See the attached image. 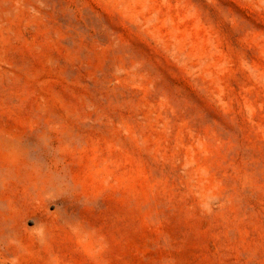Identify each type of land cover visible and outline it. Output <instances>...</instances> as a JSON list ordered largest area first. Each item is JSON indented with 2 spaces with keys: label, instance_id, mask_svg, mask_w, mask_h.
<instances>
[{
  "label": "rangeland",
  "instance_id": "obj_1",
  "mask_svg": "<svg viewBox=\"0 0 264 264\" xmlns=\"http://www.w3.org/2000/svg\"><path fill=\"white\" fill-rule=\"evenodd\" d=\"M0 264H264V0H0Z\"/></svg>",
  "mask_w": 264,
  "mask_h": 264
}]
</instances>
